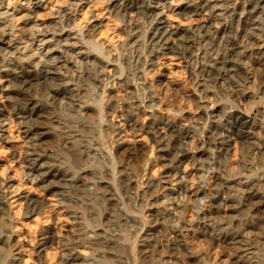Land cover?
<instances>
[{"label": "bare ground", "instance_id": "obj_1", "mask_svg": "<svg viewBox=\"0 0 264 264\" xmlns=\"http://www.w3.org/2000/svg\"><path fill=\"white\" fill-rule=\"evenodd\" d=\"M47 2L48 0H0V139L9 142L12 134L7 132L8 124L18 125V134L23 135L25 142L18 156L19 159H17L20 163L19 170L22 178L31 177L32 179H30L33 180V185L36 187L51 190L57 187L45 183L50 177L66 178L68 176L64 172L61 173L62 168L60 172L56 168L54 173H51L47 167V169L45 168V161H43L45 156L43 157L39 152L40 145L38 147L39 140L44 134V127L37 122L36 116L42 111L54 107H58L56 109L65 108L67 115L75 113V115L84 116L95 106L100 122L103 123L102 128L99 129L100 133L104 134L109 131L110 139H114L117 146L124 140L122 138H125V135L122 136L123 130L119 127L126 125L133 134L138 130L145 132L152 148L155 147L158 151H163L154 154V151H150L152 156L167 161L163 163L161 167L163 169L159 175L154 176L155 179L150 177L146 182V188L140 189L141 192L138 195L140 200V204H138L140 207L139 216L127 214L125 216L127 223L132 222L138 225V220L147 219L146 212L144 213L147 208V213L155 211V214L154 216L151 213L148 214L153 218L150 217V222H153L150 224L154 225V228H149L146 225V233L157 227H162L161 230L164 228V232L160 231L162 235L157 231L156 233H159L160 236H153L152 240L149 239L151 234L150 236L149 234L143 235L145 237L142 240L143 250L141 248L139 254L133 251L136 257L139 255L140 259L149 258L153 263L166 264V261H170V255L167 256L168 260H165L167 258L160 254L162 249L159 251V247L164 249L163 253H169L168 248L172 245L175 246L176 239L186 227H198V225L202 227H200L202 232L216 231V234L220 235L222 244L233 243L235 245L234 248L232 247V251L227 254L224 264H248L247 261L255 254L260 251L264 253V236L257 235V230H254L264 220V194L261 195V188H255L258 184L264 185V174L255 178L246 177L244 180L240 176L235 183L222 177L223 173L228 170L227 164L231 165L230 162L225 163V161L231 155L233 141L239 143L238 150L241 153L247 149L246 152L250 156L254 154L255 157V155L258 156L264 152V106L249 109H247L248 106L247 108L244 106V101L248 96L246 90L249 81L252 82L251 76L257 70L258 65L264 64V0H184V3L178 6H171L169 0H50V3ZM91 6L94 10H91ZM16 14L19 16L17 17ZM172 16H178V22L174 23L171 20ZM103 17H105L106 24L103 23ZM110 21L116 23V27L112 28L114 35L105 38ZM103 25L106 26V30H102ZM114 37H117L118 40L114 41ZM167 54L175 55L182 60L191 91L188 96L192 105L195 106L192 114L186 112L182 114V117L180 116L181 121L176 118V113L179 110L173 105L174 114L171 116L163 117L158 114L160 107L157 104V98L162 96L160 93L150 90L151 86H148L146 79L148 71L156 63V58L167 56ZM258 74L260 75V72ZM40 86L42 89L37 90V87ZM162 91L164 95L167 94L164 90ZM217 92H225L230 97L229 108L228 106L227 108L215 106ZM183 97L181 96L182 99ZM181 103L183 105V102ZM185 103L187 105V102ZM246 105L248 104L246 103ZM48 112L50 113V111ZM60 112L62 113L63 110ZM142 112L146 122L144 124L142 122L140 125L142 127H139L137 122L141 121L139 119ZM87 115H93V113ZM53 119L50 117L49 120H43L53 126L50 124L54 123ZM81 126L77 125L76 127ZM68 134L71 135V133H67V139ZM78 136L80 138V134ZM134 137L133 139L125 138L128 145H132L130 146L132 150L136 148L133 145L138 141ZM64 140L63 142H65ZM72 140L75 139L72 138L70 142ZM78 140L77 138V142ZM80 141L83 142V138H80ZM87 146L84 145L85 148ZM91 146L94 148L93 145ZM144 146L139 149L144 151ZM108 148L110 147L108 146ZM79 151L81 153L84 149ZM113 151H105L106 156L114 157ZM145 152L146 150L143 153ZM242 155L244 154L240 155V159L238 158L237 166L234 165L238 169L237 173L242 171L239 170L241 168L252 170L255 164L253 162L257 160L243 161ZM16 157L17 153L11 151L12 162ZM48 157L51 156L48 155ZM151 160L148 162L151 163ZM187 160L191 161L192 168L196 171L195 174L199 175L200 180L195 185L189 183L188 172L182 173L180 170L181 164ZM222 160L224 161L222 162ZM256 165L255 167L258 168ZM52 166L51 169H53ZM123 168L126 170L125 167ZM209 169L213 170L212 176L209 174L210 179H206ZM131 172L130 170V176H132ZM244 172L246 173V171ZM152 174L149 175L152 176ZM13 175L11 172L10 174L0 173V213L6 215L5 217L12 218L11 220L8 218L9 228L12 226L17 228L19 225L16 221L23 224V217L40 214L44 204L42 199L35 197L30 191L18 190L16 192V188L13 189ZM84 175L80 176L85 177ZM137 175L140 176L139 173ZM126 178L127 176H125V180H127ZM132 178L130 180L128 178L127 183L136 185L137 181ZM84 179L87 180L86 177ZM150 188L153 189L150 190ZM129 189L131 190L132 187ZM130 190L129 192H131ZM149 190L150 193L152 190L155 192V195L152 192L154 199H150ZM115 191L117 190H114V193ZM13 192L15 194L9 197ZM125 194L129 195L130 193ZM13 198L14 200H12ZM254 200L256 202L252 204ZM15 201H18L19 207L13 216L8 205L12 206L11 203ZM157 201L161 205L159 209L148 208ZM59 202L63 204V198ZM249 203L252 204L255 214H251L253 216L245 223L242 222L244 225L240 230L232 231L231 229L234 227L229 229L226 226L228 221L225 219V214L246 207ZM192 207L196 208L192 210ZM190 208L192 210L191 217L187 218L186 213ZM67 212L68 214H77L76 211ZM229 215L231 216V214ZM1 216L0 218H2ZM75 216L72 218L74 221ZM236 221L238 220L234 222L236 223ZM146 222L145 220V223H140L141 230H145ZM171 223L173 224L171 228H165V225L168 226ZM2 229L0 230V245L3 248L0 247V251L6 249V253L13 260L18 259L22 251L26 249L36 258L33 259L32 264L43 259L42 249L48 244L53 245L56 239L53 224L39 229L34 236V239L36 238L34 242L21 239L18 230L14 233L8 228L2 227ZM84 234L81 233L83 236ZM68 238H62V242L59 239L62 252L59 250L56 264H83L87 259L88 252L77 251V247L71 241L72 238ZM183 244L181 242V246ZM139 247L138 245V249ZM145 247L150 249H144ZM226 249L228 250V248ZM88 250H90L89 247ZM177 250L179 253L178 246ZM188 254L190 256L189 252ZM180 255L182 254L180 253ZM156 256L158 257L156 258ZM176 257L178 258V256ZM207 257L202 251V253L194 254L193 259L195 264H213L214 261L211 263V259ZM145 259L142 261L147 260ZM173 260L171 264L175 263ZM15 262L0 260V264H17Z\"/></svg>", "mask_w": 264, "mask_h": 264}, {"label": "rangeland", "instance_id": "obj_2", "mask_svg": "<svg viewBox=\"0 0 264 264\" xmlns=\"http://www.w3.org/2000/svg\"><path fill=\"white\" fill-rule=\"evenodd\" d=\"M169 2L171 4V6H178V5L183 4L184 0H169ZM47 3H50V0H48ZM91 10H94L92 6H91ZM16 16L18 17L19 14H16ZM105 17L102 18L103 21H104L103 22L104 24H106V20H104ZM178 19H179L178 16H172L171 17V20H173L174 23L178 22L177 21ZM108 24H109V29H108V31H106V34H105L106 36H104L105 38H109V36H113L114 34L112 33V30H113L112 28L116 27V23L114 21H110ZM102 30H106V26L105 25H103ZM116 40H118V38L114 37V41H116ZM155 62L156 63L154 65V67L148 71V73H147L148 75H146V77H147L146 79L148 81L147 82L148 86H151L150 90L152 89L151 91H154L155 93H160V95L162 96L161 97L162 100L159 97L157 98V104L160 107V110L158 111V114L163 116V117H169L172 114H174L172 108L175 107V108H177L179 110V111H177L178 113H176V118H178V120L181 121L182 120V118H181L182 114H185L186 112H190L192 114V111L195 109V106L192 105L193 103L190 100V97L188 96V95L191 94V91H190V86H189V83H188V80H187V72L184 69V65L182 63V60L180 58H178L177 56H175V55L173 56L171 54H167V56L163 55V56L157 57ZM258 68H261V69H258ZM263 68H264V64L258 65L257 70H255V73H253L252 76H251V81L252 82L249 81V84H248V87H247L246 91L248 92V96L250 95L252 97H250V96L248 97L247 96L245 101H244L245 102L244 106H246V108L248 106L247 109L254 108V107H259L261 105L264 106V100H263L264 99V94L261 95L262 93H264V79H263V77H264V69ZM259 72H260V75L258 74ZM258 77H261L262 79L258 78ZM254 79L256 80V82H255ZM254 87L255 88L257 87V88L255 89ZM39 88H41V86L37 87V90ZM156 88H157V90H156ZM41 89H39V90H41ZM162 90H164L167 94L164 95V92ZM222 93H224V94H222ZM163 95H164V97H163ZM181 96H184L183 99L181 98ZM185 96H187V97H185ZM185 98H187V99L184 100ZM216 99H215L216 100L215 102H217V103H215V106L226 107V108L228 106V108H229V106L231 104V101H230L231 99H230L229 96H227V94L225 92H217V98ZM252 99H253V101H252ZM187 100L190 101V102H188ZM250 101H252V102H250ZM181 102H183V105H182ZM185 102H187V105H186ZM246 103L248 105H246ZM172 105H173V107H172ZM189 106H191V107H189ZM56 108H58V107H54V108H51V109L48 108L49 110H46L44 112L42 111L38 115L39 117L36 116V120H38L37 122L41 123V125L44 127V130H43L44 134H43L42 138L39 140L38 147H39V145H40V147L42 146L41 148L39 147V152H40V154L43 157L45 156L44 157L45 159L43 158V161H45V163L43 162L45 168L47 167L48 170L51 171V173H54L56 168H57L56 170H58L60 172L61 168H62L61 173L64 172V173L68 174V176L66 178H62V177H59V176L58 177H54V178L50 177L45 183L46 184H52V186H55V187L58 188V189L56 188V189H51V190H46V189H43V188L36 187V185H33L34 182H33V180H31L32 179L31 177H27V178L23 177L22 178V176L20 175V170H19L20 169L19 168L20 167V163L17 161V159H19L18 156H19L22 148L25 145L24 144L25 143L24 142V137H23V135L21 133L18 134V132H19L18 131V125H16L15 123H12V124L9 123L8 124L9 127L7 129V132L12 134V138H10L9 142H5V141L0 139V173L1 172H6V173L10 174V172H11V175L14 174L13 175V186H14L13 189L16 188V192H18V190L19 191H27V192L30 191L35 197H37V198L39 197L40 199H42L44 204L42 206L40 214H32L31 216L23 217L22 218L23 219L22 220L23 224L22 223L20 224V221H18V222L16 221V223L19 225L17 228L14 227V226H12V228H9L10 227V225H9L10 223L8 222V218L10 219V217L9 216L5 217L6 215H3L2 213H0V215H2L1 217L3 218V220H2V218H0V222H2V223H0L1 224L0 225V230H3L2 227L4 229H7V228L10 229L14 233H16L17 230H18V232L20 234L19 236H20L21 239L29 240V241H33L34 242L35 239H36V238L34 239V236L37 234L39 229H42L43 227H46V226H49V225L53 224L55 226L54 232L56 234L55 235V238H56L55 239V243H53V245L52 244L51 245L48 244L47 247L42 249V255H43V259L44 260L41 258L42 261L40 260L36 264H56L57 259H58L59 250L62 252V249H61L62 247L60 246L61 243L59 244V242L64 237H69V238L71 237L72 238V239L71 238L70 239H71L72 243L77 247V251H79V252L83 251L82 253H85V252L87 253L88 252V254H87L88 255L87 256L88 262H87V259H86V261L83 264H142V262H143L142 260H144L145 258L144 259H140L139 255H137V257H136L134 252L139 254L141 248L143 250V245L144 244H143L142 240H144V238H145V237H143V235L144 234H149V236H150V234H151V237H149V239L152 240V238L162 235L161 232H164V228L162 229L163 230L162 231L161 230L162 227L161 228L157 227L155 230L153 229V230L147 231L148 233H146L147 227L154 228V225H151L153 222H150L151 221L150 219L152 217L148 216V214L151 213V214H153V216L155 214L154 213L155 211H151V212L148 211V213H147V208L144 211V213L146 212L145 214L147 215V219L138 220L139 221L138 225L134 224L132 222H130V223L128 222L127 223L125 216H126V214L127 215H137V216H139V210H140V207H138V204H140V200L138 199L139 198L138 197L139 193L141 192L142 189L146 188L147 180L150 177L155 179L154 176L157 177L159 175V173L161 172V170L163 169V168H161L163 163L167 162V161H163L162 158H159V159L157 158L158 159L157 160L152 155L154 153H156V152L162 153L163 151H158L155 147L152 148V145L150 144L148 135L144 134L145 132L143 133V132H141L142 130L141 131L138 130L136 132L137 135H136V133L133 134L132 131H129V128L126 125H122V126L120 125V127H119V128H121L123 130L122 136L125 135L126 139H133V137L135 136L134 138L136 140L138 139V141L135 143L136 145L134 144L133 146L136 147V148H133V150H132L130 148V146H132V145H128L129 143L127 141H125V138H122V139H124L121 142L122 146H121V144H119L120 147H119V145L117 146L116 145V141L114 139H110L109 131H107V133L104 132V134L100 133L99 129L102 128L101 125H103V123L100 122L99 113H98V110H96L95 106H93V108H91L89 110L90 112L88 111V113H87V114H89V113L92 114L93 113V115L85 114L84 116L83 115L82 116L81 115H75V113H70V114L67 115V113H66L67 110L65 108H62V109H56ZM62 110H63V112L61 113L60 111H62ZM187 110H189V111H187ZM48 111H50V113ZM64 111H65V113H64ZM51 113H52V116H51ZM143 115H144V113L142 112L141 116H140V119H139L141 121L137 122V125H139V127H142V126H140L142 124V122H143V124L146 122V119H144ZM85 116L86 117L89 116V117L86 118ZM50 117H52V119L55 118V119H53V120H55L54 123L53 122L50 123V124H53V126L49 125L48 121L46 123L45 122L46 120H43V119H48L49 120ZM98 119H99V121H98ZM57 120H58V122H56ZM41 121H44L45 123L44 122L42 123ZM97 122H98V124H97ZM56 123H58L59 126H58V124L56 125ZM79 123H81L82 126ZM60 124H61V127H60ZM65 125H67V126H65ZM77 125L81 126V127H76ZM99 125H100V127H99ZM56 126H58L59 128L56 127ZM54 127H56V128H54ZM139 127L137 126L138 129H140ZM47 128H48V130H47ZM60 128H62V129H60ZM125 129H126V131H124ZM66 130H68V131H66ZM72 131L75 132V133L73 134ZM126 132H127V134H126ZM67 133H71V135L68 134V139H67ZM56 134L59 135V136H57ZM79 134H80V138L81 139L83 138L84 144H83L82 141H80V138L78 136ZM108 134H109V136H108ZM63 135H64V138H63ZM76 137L79 139L78 142H77V138ZM72 138L75 139L76 141L72 140V142H70ZM64 139H66V140H64ZM60 140H61V142H60ZM63 140L66 143L63 142ZM86 141H88V142H86ZM61 143L65 144L66 147L67 146H69V147L66 148L65 145H62ZM85 143H87V144H85ZM88 143L93 145L94 148H97V147L98 148L94 149ZM235 143H236V141L232 142L233 145H231V152H230L231 155H229V159L225 161V163L230 162L231 165L227 164L228 170L226 171V173H223L224 175L222 174L223 175L222 177L226 178V180L228 179L229 182H234L235 183L237 178L240 177V176H242V178L244 180L246 177L247 178H255V177L259 176L260 174H264L263 173L264 172V159H263L264 158L263 157L264 156V152H263V154H259L258 156L255 155V157H254V154H252V156H250V154L248 152H246L247 149L244 150L246 153L245 152L241 153V151L238 150L239 146H240L239 143H236V144ZM113 144H115V145H113ZM143 144L146 145V146H144ZM72 145H74V146H72ZM84 145L85 146L88 145V146L85 148ZM90 146H91V148H90ZM108 146L110 148H108ZM142 146L145 147V150H146L145 153H143L145 150L142 151V150L139 149ZM42 148H44L45 150L42 149ZM41 149H42V151H41ZM83 149H84V151H83ZM79 150H81L83 152L80 153ZM88 150H90V151H88ZM93 150H95V151L92 153ZM96 150H98V151H96ZM148 150H149V152H148ZM237 150H238V153H237ZM11 151H15L17 153V157L15 158V160L13 162L11 161L12 160ZM87 151H88V153H87ZM105 151H108V152L113 151L114 157L108 158L106 156V154H105ZM150 151H152V152L154 151L153 154ZM89 153H90V155H89ZM239 153L246 155V156L242 155L243 161H252L253 162L254 159H257V160H254V162H253L255 164H254V167H253L252 170L249 171V169L247 170V168H241L239 170L240 171L242 170V171L240 173H237V171H238V169L236 168L237 161L241 157L240 156L241 154H239ZM247 153H248V155H247ZM46 155H47V157L49 155L52 158L51 157L47 158ZM119 157H121L122 159L119 158ZM252 157H254V158H252ZM149 158L152 159L151 160L152 161L151 162L152 165H151L150 162H148L150 160ZM52 159L54 160L55 163L53 162ZM246 159H248V160H246ZM153 160H154V163H153ZM46 161H48L49 163L46 162ZM223 161L224 160H222V162ZM233 162H236V163L233 164ZM113 163H116V164L114 165ZM47 164H49V165H47ZM235 164H236V166H234ZM255 165L259 169L256 168ZM51 166H52L53 169H51ZM229 166L230 167L232 166V168H229ZM65 167H67V168H65ZM123 167H125L126 170ZM5 168H8V169H5ZM78 168H81V169H78ZM180 168H181L180 170H181L182 173H187L188 172L187 173V175H188L187 178H189V183H193L194 185L197 184V182L200 180L199 179V175L195 174L196 171L192 168L191 161L187 160V161L183 162L181 164ZM229 169H231V170H229ZM3 170H5V171H3ZM63 170H65V171H63ZM130 170L132 171L131 172L132 176H130ZM138 170H141V171L139 172ZM147 170H149V171H147ZM123 171H124V173H122ZM126 171H128L129 173L126 172ZM229 171H231V172H229ZM234 171H235V173H234ZM244 171H246V173ZM113 172H115V173H113ZM152 172L154 173V175L152 174ZM212 172H213V170H211V169L208 170V173L206 175V179H210V177L212 176V174H211ZM70 173L71 174L73 173V174L71 175ZM121 173H122V177L120 176ZM137 173H139L140 176H138ZM227 173L230 174V175H228ZM83 174H85L84 176L86 177L87 180L84 179L85 177H81L80 176V175L83 176ZM116 174H117V176H116ZM149 174H152V176L149 175ZM113 175H114V177H113ZM124 175L127 176V178H126L127 180H125V176ZM116 178H117L118 181L116 180ZM121 178H123V180H120ZM128 178H129V180L131 178L136 180L137 184L136 185L135 184H129L130 182L127 183V181H129ZM88 179H91V181H88ZM93 180H94V183H93ZM60 181L62 182V184H61ZM68 181H70V182H68ZM143 181H144V183H142ZM96 182H97V184H96ZM80 183H81V185H80ZM121 183H122V185H120ZM116 184H117V187H116ZM64 185H66V186H64ZM132 185H134V186H132ZM258 185L255 188H257V189L261 188L260 191H261V195L263 196V194H264V190H263L264 189V185L261 184V185H259V187H258ZM121 186L124 187V188H122ZM171 186L173 188V185H171ZM131 187H132L133 191H132V189L131 190L129 189ZM110 188H112V189H110ZM62 189H64V190H62ZM107 189H109V190H107ZM151 189H153V188H150V190ZM114 190H117V191H115L116 196H115ZM123 190H124L125 193H128V194L130 193V194L129 195L125 194L123 192ZM129 190L131 192H129ZM150 190H149V193H148L150 195V199H154L153 195H155L154 194L155 192H153V190H152L151 193H150ZM120 191H122V192H120ZM14 192L12 193V195L10 194L9 197H12L13 194L16 193V192L15 193ZM152 192H153V195H152ZM101 195H102V197H101ZM61 198H63V204H61L59 202V200ZM118 198H120V199H118ZM12 200H14V198ZM65 200H67V201H65ZM107 200H108L109 203L107 202ZM65 202H67V204H65L66 207H63V206H65L64 205ZM255 202H256V200H254L253 203L252 202L251 203L254 204ZM158 203H159V201L155 202V204L157 206L155 204H153L151 207H148V208H150L151 210H153V209L155 210L157 208L159 209L161 205H159L160 203L159 204ZM251 203H249L250 205L249 204L246 205V207H248V208H246L244 206V207H242L240 209H235L234 212L232 211V212H228L227 214H225V217H226L225 219H226V221H228V223H226V226L229 229L231 227H234L235 230H234V228H232L231 229L232 231L240 230L242 225H244V223L249 218H251V216H253L251 214H255V212L253 210V206H252ZM11 204H12V206L10 204L8 205V209H10L9 211L14 216V212H16L15 210L19 207L18 206V201H15L14 203L12 202ZM126 204H127V206L129 208L126 206ZM195 208L196 207H192V210H194ZM132 209H134L133 211H135V212H133ZM244 209L246 210V212H244L245 211ZM192 210L190 208L188 213H186L187 214L186 215L187 218L191 217L190 213H192ZM67 211H71V212L76 211L75 213H77L79 215L75 214L76 215L75 216V215H73L71 213L68 214ZM110 214H111V216H110ZM229 214H231L232 217ZM245 214H247V215H245ZM221 215H223V214H221ZM74 216L76 217L75 221L72 219V218H74ZM123 217H124V219H123ZM145 220L147 221L146 224H144L145 225V230L144 229L141 230L140 223L141 222L145 223ZM235 220H238V221H236V223H235L234 222ZM13 221H15V220H13ZM124 221L126 222V224L123 225V223H125ZM120 222H122V223H120ZM242 222H244V223H242ZM16 223L14 222V224H16ZM4 224H6V225L4 226ZM128 225H129V227H128ZM130 225H134L136 228L134 226H130ZM146 225H147V227H146ZM172 225H173L172 223L169 224L168 226L165 225V228H171ZM235 225H237L238 227L237 226L235 227ZM137 227H138V229H137ZM193 227L194 226H188L182 231V234L180 233L178 239H176L177 243L175 241V243H176L175 246L172 245V246H170L168 248L169 253L168 252H164L163 253L164 249L159 247V251L162 249L160 251L162 253H160V254H162V256L164 258H167L165 260H168L167 256L170 255L169 256V260L170 261H166L167 262L166 264H169V263L171 264V262L173 260V257H174L173 261H175V263L177 261L179 262V263L177 262V264H188V263L189 264L190 263L191 264H195V260L193 259L194 254H198L200 252L202 253V251H203L204 255L208 256L207 257L208 259H211L210 260L211 263L213 261L215 263V261H216L215 264H224L225 259L227 257V254L230 251H232V247L234 248L235 245L233 243H228V244L223 243L222 244V240H220V235L216 234V231H212V233H205V232H202V229H201L202 227L201 226L198 225V227H194V228ZM89 228L92 229V230H90ZM88 229H89V231H88ZM263 229H264V220H263V222L259 223L255 227L254 230L255 231L257 230V232H256V233H258L257 235L261 234L260 236L262 237V236H264V230ZM254 230H252V231H254ZM83 231H85V232H83ZM92 231L94 232L93 235H92V233H93ZM134 231H135V233H134ZM142 231L143 232L145 231V232L143 233ZM157 231H159V232L161 231L160 235H159V233H156ZM80 232L82 234L85 233L84 236L81 235ZM96 232H97V235H96ZM210 234H211V236H210ZM66 235H68V236H66ZM131 235H133V236H131ZM79 236H80V238H79ZM180 237H181V240L179 239ZM62 241L63 240H61V242ZM80 241H82V242H80ZM83 241H84V243H83ZM180 241L182 242V244L184 242L186 244L184 243L181 246V242ZM75 242H77V243H75ZM138 245L140 246L139 249H138ZM177 246H178V249L181 250V251L179 250V253H178V250H177ZM0 247L3 248L2 245H0ZM88 247H89L90 250H88ZM1 248H0V250H1ZM226 248H228V250ZM86 249H87V251H86ZM144 249H148V248L145 247ZM138 250H139V252H138ZM186 250H187V253H186ZM225 250H227V251H225ZM176 251H177V253H176ZM198 251H200V252H198ZM2 252H4V253H2ZM89 252H90V254H89ZM188 252L190 253V256H189ZM180 253L182 255H180ZM6 254H7L6 253V249L0 251V260L3 261V259H4V261L6 260L8 262H10V261L15 262L16 261L15 263H17V264H26V263L27 264H32L33 259H36V258H34L35 256L33 254L29 253L28 250L26 251V249L22 251V253L20 254V257L18 259L11 260L12 257L10 255H8V254L6 255ZM47 254H48V256H47ZM172 255H174V256H172ZM185 255L188 256V257H186ZM8 256L11 257V258H9ZM176 256H178V258H180L181 261ZM260 256H261V258H260ZM157 257L158 256H156V258ZM263 257H264V253H263V251H260V253L258 252L257 254H255L254 257H252L250 260H248L247 263L249 262L248 264H259V263L260 264H264V261H263L264 258ZM136 258H137V260H136ZM146 259H145L146 261H144L143 264H146V263L147 264L148 263L149 264H159L157 262L153 263V261L150 260L149 258H146ZM187 259H188V261H187ZM140 261H142V262L138 263ZM164 261H162V262L164 263ZM175 263H173V264H175Z\"/></svg>", "mask_w": 264, "mask_h": 264}]
</instances>
